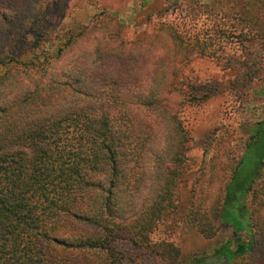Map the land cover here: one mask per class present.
Here are the masks:
<instances>
[{"label":"rangeland","instance_id":"rangeland-1","mask_svg":"<svg viewBox=\"0 0 264 264\" xmlns=\"http://www.w3.org/2000/svg\"><path fill=\"white\" fill-rule=\"evenodd\" d=\"M241 1L248 3L247 19L238 11ZM17 2L16 10L10 3L6 7L10 24L42 33L37 43L34 38L22 43L38 46L41 64L47 61L45 44L55 47L47 82L62 75L71 83L75 72L87 76L90 91L98 90V103L121 124L130 121L141 136L149 135L144 149H138L140 140L133 143L142 153L131 161L139 162L141 192L129 222L144 224L161 195L170 207L149 231L151 246L143 243L148 248L135 264H156L148 256L161 241L179 247L183 261L212 256L233 235L216 214L250 135L264 119V32H257L264 24L254 18L264 15V0ZM27 69H8L13 84L9 76L0 78V108L22 99L30 81ZM30 76L37 78L38 72L33 69ZM64 96L66 103L69 95ZM256 189L247 199L249 209L264 197V179ZM145 256L149 261L140 262Z\"/></svg>","mask_w":264,"mask_h":264},{"label":"trees","instance_id":"trees-1","mask_svg":"<svg viewBox=\"0 0 264 264\" xmlns=\"http://www.w3.org/2000/svg\"><path fill=\"white\" fill-rule=\"evenodd\" d=\"M17 1L0 0V70L7 68L0 78L9 76L13 84L15 76L8 69L28 66L30 81L22 99H10L0 108V264H135L144 246H151L149 231L170 207L161 195L148 208L144 224L129 222L141 192L139 162L131 161L142 154L138 149L145 148L149 135L141 136L130 121L121 124V118L98 103V90L90 91L87 76L75 72L71 83L62 75L47 82L55 47L45 44L47 61L41 64L38 46L22 43L29 38L37 43L42 33L10 24L9 11L18 8ZM243 4L238 11L247 19L248 3ZM254 18L263 26V14ZM33 69L37 78L30 76ZM137 140L138 149L133 144ZM263 173L264 119L250 135L216 214L220 224L232 228V237L212 256L196 254L183 261L179 247L161 241L148 257L156 264L159 258L168 264H264V197L255 198L258 202L250 209L246 203L257 195Z\"/></svg>","mask_w":264,"mask_h":264}]
</instances>
